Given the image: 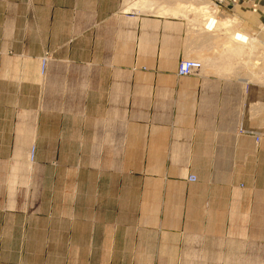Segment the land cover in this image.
I'll return each mask as SVG.
<instances>
[{
  "label": "crops",
  "instance_id": "1",
  "mask_svg": "<svg viewBox=\"0 0 264 264\" xmlns=\"http://www.w3.org/2000/svg\"><path fill=\"white\" fill-rule=\"evenodd\" d=\"M150 1L0 0V264H262L264 0Z\"/></svg>",
  "mask_w": 264,
  "mask_h": 264
},
{
  "label": "rangeland",
  "instance_id": "2",
  "mask_svg": "<svg viewBox=\"0 0 264 264\" xmlns=\"http://www.w3.org/2000/svg\"><path fill=\"white\" fill-rule=\"evenodd\" d=\"M144 1H146V0H144ZM181 0H151L150 2H151V4H153V5H155V6H157V7H160V6H162V5H166V6H173V5H177L178 4V6H180L179 5V3H182L183 4V1H181ZM209 3H211L212 4V6H214L215 4H214V2L213 1H211V0H207ZM141 2V1H140ZM218 2H219V0H218ZM181 4V5H182ZM140 6V5H139ZM154 8V10L153 9H151V10H149V12L151 13V14H153V15H162V14H170L169 12H168V10H167V12L166 11H160V10H158V9H156L155 7H153ZM216 8V7H215ZM158 13H162V14H158ZM238 29L240 30V28L238 27ZM263 31H264V26H263ZM243 35V34H242ZM252 37H254V36H252ZM254 38H257V37H254ZM258 39V38H257ZM258 42H259V40H258ZM247 43V42H246ZM261 43V42H260ZM253 46H255V45H253ZM250 49L252 50V52L250 51V56L251 57H253V55H254V53L258 50L257 49V47L255 46V47H250ZM260 55L262 56V60H261V62L260 63H257L258 61H256L255 62V60H253L252 59V67L253 68H255L254 70L256 71L257 69H264V44L263 43H261V49H260ZM237 55H240L239 53L237 54V52H236V57H237ZM46 56V55H45ZM48 56H49V54H48ZM201 57H203V56H196V55H194V56H191L190 57V59H192V58H197V59H202ZM49 58H50V56H49ZM256 63V64H255ZM247 66V65H246ZM31 161V160H30ZM60 175H62L63 176V178L65 179V176H66V172H62ZM189 179V178H188ZM254 237H252V239H253ZM247 255H249L248 257L250 258V259H260L261 261H262V264H264V242H261V243H257V242H255V243H251V247H250V249H248L247 250V252H246V256ZM250 261H253V260H250Z\"/></svg>",
  "mask_w": 264,
  "mask_h": 264
},
{
  "label": "built area",
  "instance_id": "3",
  "mask_svg": "<svg viewBox=\"0 0 264 264\" xmlns=\"http://www.w3.org/2000/svg\"><path fill=\"white\" fill-rule=\"evenodd\" d=\"M225 1L227 0H219V3H224ZM233 2H236V0H233ZM48 62H49L48 55L44 56L41 59L42 74H45ZM202 69H203V63L201 61L194 58L192 59L187 58L179 61L177 65V74L182 77L196 76L201 72ZM245 133L252 135L255 138L256 143H259L261 141V138L264 137V134L258 133L256 131H247ZM30 159L31 161L34 160V150H32ZM189 181L191 182L196 181V177L193 175L190 176Z\"/></svg>",
  "mask_w": 264,
  "mask_h": 264
},
{
  "label": "bare ground",
  "instance_id": "4",
  "mask_svg": "<svg viewBox=\"0 0 264 264\" xmlns=\"http://www.w3.org/2000/svg\"><path fill=\"white\" fill-rule=\"evenodd\" d=\"M178 6V5H177ZM209 6V5H208ZM176 8V7H175ZM179 8H180V6H179ZM179 8L177 9V10H179ZM214 8V7H213ZM173 9V8H172ZM203 9V8H202ZM181 10H182V6H181ZM180 11V10H179ZM178 11H176V13H177ZM169 13H170V11H169ZM181 13V12H180ZM206 13V12H205ZM183 14V13H182ZM208 14H209V12H208ZM207 14V15H208ZM171 15H173V14H171ZM184 15H186V14H184ZM214 16V15H213ZM212 15L209 17V19L206 21V23H205V28H206V32L207 31H212L213 32V30H215V28H216V25H217V21H216V19H215V17H213ZM206 17V16H205ZM208 18V17H207ZM203 23H204V21H203ZM202 25V24H201ZM220 27V26H219ZM217 30V29H216ZM197 34V33H196ZM200 34V33H199ZM202 36V35H201ZM251 39V38H250ZM248 37H246L245 35H242L241 33H236L235 34V40L234 41H240L239 42V44L240 43H246V42H248ZM254 42H255V40H253ZM227 44V43H226ZM243 45V44H242ZM230 46V45H229ZM234 47V46H233ZM218 50V49H217ZM206 54V53H205ZM211 55V54H210ZM212 59V58H211ZM202 61V60H201ZM203 62V61H202ZM205 62V61H204Z\"/></svg>",
  "mask_w": 264,
  "mask_h": 264
}]
</instances>
